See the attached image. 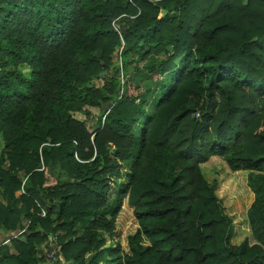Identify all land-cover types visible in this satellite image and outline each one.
I'll return each mask as SVG.
<instances>
[{
	"label": "trees",
	"instance_id": "1",
	"mask_svg": "<svg viewBox=\"0 0 264 264\" xmlns=\"http://www.w3.org/2000/svg\"><path fill=\"white\" fill-rule=\"evenodd\" d=\"M1 144L0 264L49 237L68 264H264V0H0ZM214 156L254 194L239 245ZM126 198L129 252L104 248Z\"/></svg>",
	"mask_w": 264,
	"mask_h": 264
},
{
	"label": "rangeland",
	"instance_id": "2",
	"mask_svg": "<svg viewBox=\"0 0 264 264\" xmlns=\"http://www.w3.org/2000/svg\"><path fill=\"white\" fill-rule=\"evenodd\" d=\"M142 64L143 62L139 63V65ZM131 70L132 69H130V71ZM152 106L153 103L150 104V107ZM1 147L2 144L0 145V149ZM201 169L203 175L207 177V179L213 178L217 180L218 184L215 192L222 200L227 212L233 219V230L230 234V243L233 245L240 244L251 234V229L247 217V210L253 199L252 193L248 189L246 181L244 180L245 176L241 174L242 171L237 173L230 171L227 168L225 162L217 156L211 157L208 161L204 162L201 166ZM122 170H126L125 165L122 166ZM230 179L238 181L240 186H242L241 184H243L242 190L239 189V191L237 192L233 191L228 184ZM2 199L3 198L0 196V201ZM27 226L28 224H25V227ZM137 228L138 223L133 214L132 207L128 204L126 198L117 217L116 229L111 237H107L105 239L104 248L108 246L113 247L119 244L123 251L129 252L127 238L129 235L133 234ZM1 231L4 232L2 229H0V232ZM11 233L12 232H9L3 235H5V237H8L9 235H11ZM51 239L52 237H49V240ZM49 240L45 241L43 245L45 256L48 255L52 247L54 250H56L54 262L50 264H68L64 261H58L57 243L55 242L54 244H52Z\"/></svg>",
	"mask_w": 264,
	"mask_h": 264
},
{
	"label": "built area",
	"instance_id": "3",
	"mask_svg": "<svg viewBox=\"0 0 264 264\" xmlns=\"http://www.w3.org/2000/svg\"><path fill=\"white\" fill-rule=\"evenodd\" d=\"M198 115V114H197ZM45 215V212L42 211L41 213V216H44ZM22 233V231L20 232H12L11 235H9L8 237H5V235H3V232L1 231L0 232V245L3 243H8L11 239L13 238H17L20 234ZM55 255H56V250L52 249L50 250V252L48 253V255L46 256V260L47 262L50 264V263H53L54 262V258H55Z\"/></svg>",
	"mask_w": 264,
	"mask_h": 264
},
{
	"label": "crops",
	"instance_id": "4",
	"mask_svg": "<svg viewBox=\"0 0 264 264\" xmlns=\"http://www.w3.org/2000/svg\"><path fill=\"white\" fill-rule=\"evenodd\" d=\"M202 166V165H201ZM237 172H240V171H237ZM236 172V173H237ZM245 172V173H244ZM241 174H243L245 177H244V180L246 181V184H247V172L246 171H242V173ZM205 177V176H204ZM205 179L208 181V182H211L212 180H214L213 178H210V179H207V177H205ZM247 187H248V185H247ZM248 189L250 190V188L248 187ZM251 191V190H250ZM251 193H252V199H254V194H253V192L251 191ZM253 201V200H252ZM252 203V202H251ZM250 203V204H251ZM250 206V205H249ZM249 208V207H248ZM3 234H5L4 232H3ZM2 237V236H1ZM0 237V238H1ZM10 243V241L8 242V243H2L1 245H0V247L1 246H3V245H8ZM235 245V244H234ZM237 245V244H236ZM239 245V244H238ZM43 247V246H42ZM12 252H13V250H11ZM45 264H49L47 261L45 262Z\"/></svg>",
	"mask_w": 264,
	"mask_h": 264
},
{
	"label": "water",
	"instance_id": "5",
	"mask_svg": "<svg viewBox=\"0 0 264 264\" xmlns=\"http://www.w3.org/2000/svg\"><path fill=\"white\" fill-rule=\"evenodd\" d=\"M103 74H105V73H103ZM112 102L111 101H109L107 104H105L104 106H103V108H106V109H109L110 107H112Z\"/></svg>",
	"mask_w": 264,
	"mask_h": 264
}]
</instances>
